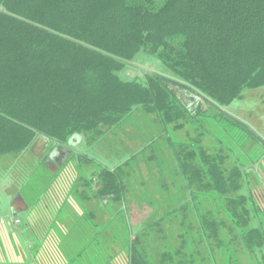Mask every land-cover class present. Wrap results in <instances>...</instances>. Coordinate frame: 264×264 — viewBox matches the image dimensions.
Masks as SVG:
<instances>
[{"label": "trees", "instance_id": "obj_1", "mask_svg": "<svg viewBox=\"0 0 264 264\" xmlns=\"http://www.w3.org/2000/svg\"><path fill=\"white\" fill-rule=\"evenodd\" d=\"M143 53L164 71H140L133 61ZM263 86L264 0H0L5 194L31 212L74 159L72 136L93 147L139 115L166 141L183 180L178 206L192 220L183 214L176 246L152 255L150 242L165 239L163 221L178 210L134 228L128 162L98 167L76 178L50 223L54 264H264V206L250 172L206 145L197 119ZM246 131L244 150L258 139ZM174 132L183 138L172 143ZM52 147L58 159L68 154L60 166ZM103 202L111 209L97 222L89 208Z\"/></svg>", "mask_w": 264, "mask_h": 264}, {"label": "rangeland", "instance_id": "obj_2", "mask_svg": "<svg viewBox=\"0 0 264 264\" xmlns=\"http://www.w3.org/2000/svg\"><path fill=\"white\" fill-rule=\"evenodd\" d=\"M133 65L137 66L140 71L157 74L164 71L163 65L158 60L144 53L136 57ZM134 72L138 76L141 75V72L138 73L133 69L130 76H133ZM227 118H231V120ZM197 119L199 122L202 119L206 122V129L209 133V141L205 140L204 142L206 145L210 144L209 147L212 150L216 148V151L221 150L224 154H228L229 166L233 163L247 166L251 175L249 187L254 192L256 201L264 206V86L256 90H246L241 99L233 100L228 106L219 107V111L211 108ZM191 128L188 125L186 130ZM245 129L253 132L258 138L255 140V144L253 141L248 142L246 150L241 148L242 142L249 135ZM168 135H170L172 143L183 138L181 132ZM152 136L154 137L152 141L156 140L158 136V130L153 121L134 115L102 143L89 148L81 142L78 143L72 150L74 159H68L55 180V184L45 195L46 197L34 210H31V216L36 219L34 225L43 231L40 236L42 235L46 242L52 240L49 238L52 235L49 232L50 223L79 175H86L85 173L98 167L116 168L127 161L128 166L125 167L128 186L127 199L129 200L127 207L131 212L132 225L134 228L140 229L142 225L140 222L155 219L168 211L177 209L176 213L163 221L161 227L165 230V239H156L150 242L154 256L164 247L174 248L180 232L182 215L186 214L187 219L190 218L188 221L192 220L193 215L190 214L192 211L186 212V208L178 206L184 201L183 180L178 173L177 164L174 163L166 141L160 139L148 144L147 140ZM174 146L179 147L178 144ZM52 149L54 147L51 148V151ZM39 150L40 146L33 148L34 152H39ZM82 156L87 159L91 157L94 161L87 165L82 162L81 166L79 160ZM67 157L68 154L65 153L59 159L55 157L54 162L60 166L67 160ZM4 188V183L0 181V189ZM9 200L12 203L13 200L10 197ZM7 202L5 197L0 196V217H6ZM71 203L74 204L73 201ZM16 207L20 209L22 204H16ZM89 209L95 210L98 215L96 221L102 222L108 216L106 211H110L111 208H109V203L103 202L102 210H97L93 205ZM188 209V211L191 210L189 207ZM24 214V212H20L18 217H23ZM51 258L50 255L46 256L47 264ZM41 264L43 263L41 262Z\"/></svg>", "mask_w": 264, "mask_h": 264}, {"label": "crops", "instance_id": "obj_3", "mask_svg": "<svg viewBox=\"0 0 264 264\" xmlns=\"http://www.w3.org/2000/svg\"><path fill=\"white\" fill-rule=\"evenodd\" d=\"M4 190L0 189V196L7 199L8 209L6 217H0L6 218V225L0 226V264H47L46 256L53 253L51 244L40 236L43 231L34 225L36 219L30 211L20 208L25 214L15 217L20 222L19 226L11 224L12 203ZM49 264H54L52 259Z\"/></svg>", "mask_w": 264, "mask_h": 264}, {"label": "water", "instance_id": "obj_4", "mask_svg": "<svg viewBox=\"0 0 264 264\" xmlns=\"http://www.w3.org/2000/svg\"><path fill=\"white\" fill-rule=\"evenodd\" d=\"M75 140V141H74ZM82 140V138L80 137V136H78V135H74V136H72L71 137V139H70V141H69V146H71V147H73V148H75V146L78 144V143H80V141ZM73 141H74V143H73ZM51 154H50V158L51 159H55V157H58V150L55 148V149H53L51 152H50ZM23 204V202H22V200H21V197H17L14 201H13V203H12V209H11V211H12V217L13 218H15V217H17L19 214H20V212H22L21 211V209H18L17 207H16V204ZM23 209H24V207H23Z\"/></svg>", "mask_w": 264, "mask_h": 264}, {"label": "built area", "instance_id": "obj_5", "mask_svg": "<svg viewBox=\"0 0 264 264\" xmlns=\"http://www.w3.org/2000/svg\"><path fill=\"white\" fill-rule=\"evenodd\" d=\"M10 222L14 226H19L20 223L17 218H12ZM5 225H6V219L0 218V226H5Z\"/></svg>", "mask_w": 264, "mask_h": 264}]
</instances>
